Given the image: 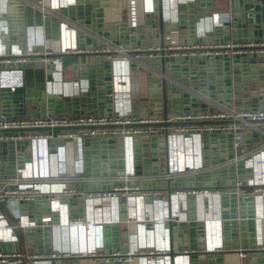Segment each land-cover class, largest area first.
Instances as JSON below:
<instances>
[{
  "label": "built area",
  "instance_id": "2783aa9c",
  "mask_svg": "<svg viewBox=\"0 0 264 264\" xmlns=\"http://www.w3.org/2000/svg\"><path fill=\"white\" fill-rule=\"evenodd\" d=\"M15 1L29 6L42 18L55 19L59 34L46 38L43 25L32 22L23 29L15 27V42H3V36L13 31L6 20L9 0H0V89L8 88L12 92L15 87H22V67L31 63L44 70L45 96L80 98L92 94L90 75L94 78L102 75L108 63L111 92L104 96L112 98V106L107 114L98 111L95 114L61 112L53 116L32 112L21 116L0 114V205L14 208L38 199V207L46 201L50 208L49 214L31 220L17 211L14 226L0 213V242L17 241L18 229L43 232L49 228L52 236L49 258L0 251V264H22L25 259L33 264H50L52 259L70 257L91 263L105 259L101 258V252L108 244V231L123 222L134 225L135 233L127 234L125 255L114 252V257L127 261L138 258L144 264H173L182 251L172 249L171 230H177V224L182 221H187L188 226L202 223L207 249L219 252L222 191L235 197L253 196L254 250L264 252L260 235L264 219L260 214L264 209V109L226 108L206 88L200 87L189 63L193 58L262 54L264 50L260 47L264 41L214 43V28L222 26L224 21L223 14L215 11L196 19L194 36L189 39L179 27L178 5L194 0H125V6L117 10L120 20L116 22L125 24L124 35L117 30L110 33V21L104 20L100 34L93 32L85 16L76 14L77 0ZM107 3L103 19L105 13L112 12L109 0ZM99 6L100 0H94L93 7ZM146 14L151 15L148 18L152 21L151 31L158 30L159 21L168 29L163 35V45L154 38L156 35L150 36L152 44L145 41ZM140 31L144 35L141 44L136 43ZM76 34L82 35L83 46L76 44ZM60 40L65 43L60 44ZM63 55L93 56L97 60L94 71L86 75L84 68L74 79H66V69L59 60ZM165 58L170 61H163ZM163 82L167 95L165 107ZM173 94L180 98H172ZM175 109L179 111L174 112ZM160 123L169 125L152 126ZM245 133L250 135L246 137ZM220 134L224 137L222 147ZM252 134L258 137L257 146H253ZM110 138L115 144L116 170L114 175H109L111 159L108 158L105 168L108 174L102 175L100 151L107 152ZM100 141H104L106 148L101 147ZM145 142L148 150L139 159L148 158V170L143 164L136 166L135 147L142 148ZM161 151L165 155H160ZM94 157H98L96 162ZM161 163L166 165L163 171ZM223 170L224 185L221 184ZM157 182L168 184L170 191L167 192V187H143ZM95 185L99 186L98 190L87 189ZM67 198L81 200L86 212L70 213L72 204ZM190 205L194 207V221L187 220ZM122 208L131 213L125 221ZM155 208L160 209L159 215H152ZM172 251L174 254L170 256Z\"/></svg>",
  "mask_w": 264,
  "mask_h": 264
},
{
  "label": "water",
  "instance_id": "95a60500",
  "mask_svg": "<svg viewBox=\"0 0 264 264\" xmlns=\"http://www.w3.org/2000/svg\"><path fill=\"white\" fill-rule=\"evenodd\" d=\"M94 0H77V6L75 12L78 16H85L86 23H90V28L93 32H100L103 27V8L108 6L107 0H100L99 7H93ZM15 0H9L6 7V20L9 29L13 31L12 34L3 36V42L10 40L15 42L16 31L15 27L20 26L23 29L25 25L31 24L32 20L37 25H43L44 33L46 38L52 36H58V22L55 19L48 17L42 18L41 14L38 12H33L29 6H24L22 4H16ZM84 3V5H82ZM226 10L220 12L224 16V21L222 26L214 28V43L231 41L233 43H247L256 42L261 43L264 41V0H226ZM160 2L158 4V11H160ZM214 1L213 0H194L193 2L181 3L178 5L179 13L181 14L179 20V27L182 34H187L189 39L194 36V24L196 19L202 18L204 14L213 11ZM151 15L146 14V24L145 36H154L157 38L160 45H163V35L167 33L168 29L163 28L161 22L159 21L158 30L151 31L149 21ZM110 33L114 30L119 31L121 35L126 32L124 23L111 22L109 24ZM143 32V31H142ZM100 34V33H99ZM143 35V37H144ZM76 44L82 45V35L76 34ZM86 42H90V39H86ZM95 45V43H93ZM264 50V46L260 47ZM163 53V51H161ZM163 61L169 62V58H165ZM150 64L153 62L150 61ZM189 63L193 65L190 69L193 78H197L200 81V87L206 88L211 97L216 98L218 102L225 105L228 109H233L239 111L240 109H264V53H246L242 55L234 54L230 57L218 56L215 58L206 59L202 57L200 60L193 58L189 60ZM75 67V66H74ZM33 71L37 74V80L35 82L29 83L28 75L24 74V85L17 86L11 92L8 88L0 89V114L2 115H17L21 116L24 114V107H29L33 114H39L40 116L55 114V106L59 105L63 108V113H86L95 114L98 113H110L112 106V98L105 97L104 94H109L111 92V77L110 68L107 63L104 68V73L100 76L94 78L90 75L89 85L92 94H84L80 98H68L63 99L57 96H45V74L42 68L35 69ZM94 71L93 64L87 65V72L92 73ZM186 71V68H183ZM97 86V87H96ZM172 90H174L172 88ZM186 97V95H182ZM166 87L164 82L162 83V103L166 106ZM172 98L178 99L180 95L173 94ZM96 109V110H95ZM134 111L136 108L134 107ZM175 109L174 112H178ZM166 111L164 115H166ZM168 123L152 124V126H168ZM164 137L166 136V131L163 132ZM249 133H245L244 136H249ZM253 138V146H257L258 137L256 134L251 135ZM228 138L231 137L230 134L227 135ZM219 143L222 147L223 135H219ZM140 139H136L139 142ZM109 146L107 147V152L102 149L100 151L101 159V173L102 175H114L116 166L114 158V140H107ZM104 141H100L102 148ZM147 143H143L142 148L135 147L136 154V166L143 164V168L148 170V158L144 157L139 159L142 153L147 152ZM230 147V145H228ZM118 152V148H117ZM160 155H165V151H161ZM223 155H221L222 157ZM98 158V157H97ZM96 157L93 159L96 162ZM110 158V165L108 167L109 171H105L107 165V159ZM165 160V159H164ZM87 165V161H86ZM165 163L160 164V169L163 171L165 169ZM122 170H118V174H122ZM225 171H221V184L224 185ZM144 188H164L167 187V192L170 191L168 184L164 182H157L152 185L144 184ZM98 190L99 186H90L87 189ZM235 197V195H233ZM236 209L234 210L231 218H227L221 222V232L223 235V245L225 249L222 252L231 250V248L243 246L245 252H251L253 254L258 253L254 250L255 244V233L252 231L253 225H255L254 217V198L253 196H237L234 198ZM36 206L39 205V200L35 202ZM48 205L45 201L44 205ZM43 206V205H42ZM196 217L193 215V211H188L187 220L194 221ZM254 223V224H253ZM196 228V240L197 247L194 252H186V259L189 257H195L191 263L187 260L188 264H212V255L217 252H210L208 246H206L204 239V227L202 223H197ZM107 229V228H106ZM189 226L187 221H182L177 224V230L172 228V249H177L178 245H181L180 240L182 234L188 232ZM27 234L33 235L34 229H25ZM176 231L177 234L172 232ZM251 231V232H250ZM27 242L33 245L34 240L32 236H28ZM180 247V246H179ZM109 248L106 244L105 249ZM104 249V250H105ZM182 251L181 247L179 248ZM264 252H259L261 255ZM173 251L170 253L172 256ZM199 254H202L205 259L203 262L197 261ZM112 251H106L101 258L108 259L107 261H112L116 257L111 256ZM245 258V257H243ZM242 258V259H243ZM255 259V258H254ZM80 258L70 257L67 259H52L50 264H78ZM107 264H112V262H107ZM246 264V263H244ZM254 264H264V256L256 258Z\"/></svg>",
  "mask_w": 264,
  "mask_h": 264
},
{
  "label": "crops",
  "instance_id": "0c3cea01",
  "mask_svg": "<svg viewBox=\"0 0 264 264\" xmlns=\"http://www.w3.org/2000/svg\"><path fill=\"white\" fill-rule=\"evenodd\" d=\"M214 1V6H213V11L215 12H224L226 9L223 8L224 5H222V2H219L220 0H213ZM226 1V0H225ZM110 4L112 3V0H109ZM220 3V5H219ZM5 17V16H4ZM114 18V19H111ZM118 19L120 20V16L118 14H111L105 13V19L104 21H111V22H118ZM32 22H34L32 20ZM31 22V23H32ZM35 23V22H34ZM66 41V39L64 38ZM63 40H60L61 43H65ZM144 41L143 39V32H139L138 39L136 43L138 42L141 44ZM145 41H147V44L150 45L152 44V40L150 36L145 37ZM62 66L66 69L65 74H66V79H74V77H77L80 75L79 73L83 72V69L85 68V73L86 75L88 74L87 72V65L89 64H94L97 60L93 58V56H74V55H63L59 57ZM75 66V67H74ZM19 68V67H15ZM40 67L34 66L33 64H26L25 66L22 67L24 70V74L28 75V80L30 81L29 83H32V80L35 82L37 80V74L34 73L33 71H36L35 69H39ZM42 68V67H41ZM55 113H61L64 112L63 108L59 105L55 106L54 109ZM24 112L29 113L31 112V109L29 107H24ZM221 199H220V207L222 208L221 211V220L223 221L225 218V215L227 218H231L234 210L236 209L235 206V200L233 195L222 191L221 194ZM67 200L72 204V207L69 209L70 213H78V214H83L86 212L85 205L81 200L74 201L72 198H67ZM77 204V206L75 205ZM191 204V202H189ZM41 205L43 206H36L35 202H29L28 204H22L19 205L18 207H8L6 205H0V213H2L8 222L14 226L17 223V218H16V213L20 214L21 217L25 216L27 219L31 220L33 217L36 218L38 215H43V214H49L50 208L48 205H44L42 203ZM123 209V208H122ZM194 207L190 205L189 210L193 211ZM197 211H199L196 208ZM15 212V213H14ZM160 212L159 208H155L152 210V215H159L158 213ZM131 213L128 214V211H125L123 209L122 211V219L125 221L126 216L130 215ZM260 214L264 216V209L260 210ZM193 215L195 216V212L193 211ZM198 215H201V212H198ZM254 224V223H253ZM260 235H261V240L264 244V219L261 220L260 224ZM44 230V229H43ZM256 230V225H253L252 231L255 232ZM135 233V228L134 225L131 223L123 222L117 226H114L111 228L110 231H108V245L109 248H106L104 251L101 252V255L103 256L106 251H112L118 252L119 255H125L127 249H126V237L128 232ZM196 228L195 225L190 223L188 232L182 234L180 240L182 242L181 245H178L177 250L181 247L182 249V255L179 257L173 264H182V260L189 261L190 263L193 260H196L194 257H188L186 259L185 253L186 252H194L197 247V240H196ZM251 232V231H250ZM17 235V241L14 242H0V251H5V252H18L22 253L25 257L32 256L33 254H41L43 256V259L49 258L51 255V250H52V236L49 228H46L43 232H37L34 230V234L30 235L27 234L25 229H18L16 232ZM32 236L34 240V244L31 245L27 242V237ZM221 242H222V248L219 252L215 253V255H212V264H254L256 258H259L261 255L264 256V254H259L258 253H251V252H245L243 249V246H239L238 249L236 247H232L231 250H228L226 252L223 249H225V245H223V235L221 236ZM180 246V247H179ZM241 254H244L245 258L242 259ZM184 255V256H183ZM112 256V255H111ZM120 256L116 257L115 261L114 259L112 261H107L108 259H99L94 261L93 263L88 262L85 259H80L78 260V264H107V262H112V264H144L143 262H140L138 258H134V261H127L125 259L119 258ZM150 258V257H149ZM255 258V259H254ZM205 257L202 254H199L197 257V261L203 262ZM185 261L183 264H185ZM22 264H33L32 260L25 259Z\"/></svg>",
  "mask_w": 264,
  "mask_h": 264
},
{
  "label": "rangeland",
  "instance_id": "374dc122",
  "mask_svg": "<svg viewBox=\"0 0 264 264\" xmlns=\"http://www.w3.org/2000/svg\"><path fill=\"white\" fill-rule=\"evenodd\" d=\"M121 2H122V4H121ZM219 2H222V5H224L226 3L225 0H220ZM219 5H220V3H219ZM123 6H125V0H112L111 8H110V9H112L111 14H113V13H114V15L117 14L118 8L123 7ZM223 8L226 9V5H224ZM111 19H114V18H111Z\"/></svg>",
  "mask_w": 264,
  "mask_h": 264
}]
</instances>
